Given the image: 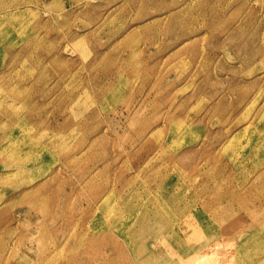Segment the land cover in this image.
I'll return each mask as SVG.
<instances>
[{"label": "rangeland", "instance_id": "1", "mask_svg": "<svg viewBox=\"0 0 264 264\" xmlns=\"http://www.w3.org/2000/svg\"><path fill=\"white\" fill-rule=\"evenodd\" d=\"M258 258L264 0H0V264Z\"/></svg>", "mask_w": 264, "mask_h": 264}, {"label": "bare ground", "instance_id": "2", "mask_svg": "<svg viewBox=\"0 0 264 264\" xmlns=\"http://www.w3.org/2000/svg\"><path fill=\"white\" fill-rule=\"evenodd\" d=\"M245 214H246V212H245ZM247 215V214H246ZM248 216V215H247ZM248 217H251V216H248ZM259 232V231H258ZM218 246H220V243L218 244ZM222 246H224V243L222 244ZM217 246H215V248H216ZM214 254H216V255H222V256H225V255H227L228 254V252L227 251H218V249L216 248V249H214ZM257 261L258 262H260V263H264V258H258L257 259ZM254 263H256V262H254Z\"/></svg>", "mask_w": 264, "mask_h": 264}]
</instances>
